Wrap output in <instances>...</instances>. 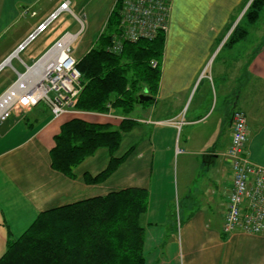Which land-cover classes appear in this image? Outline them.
I'll return each mask as SVG.
<instances>
[{
    "label": "crops",
    "instance_id": "1",
    "mask_svg": "<svg viewBox=\"0 0 264 264\" xmlns=\"http://www.w3.org/2000/svg\"><path fill=\"white\" fill-rule=\"evenodd\" d=\"M115 1L0 0V102L67 33L74 37L69 53L80 60ZM250 1L172 0L157 91L150 102L144 94L149 99L127 116L112 109L53 117L41 102L0 122V257L7 238L22 235L42 211L141 188L148 193L144 264H264V235L221 230L231 186L224 153L233 109L246 116L248 157L264 167V6L249 23L243 15ZM235 28L243 35L233 42ZM73 118L112 129L129 121L113 153L127 155L104 181L91 178L109 163L106 147L75 166L72 176L51 167L54 137Z\"/></svg>",
    "mask_w": 264,
    "mask_h": 264
},
{
    "label": "trees",
    "instance_id": "2",
    "mask_svg": "<svg viewBox=\"0 0 264 264\" xmlns=\"http://www.w3.org/2000/svg\"><path fill=\"white\" fill-rule=\"evenodd\" d=\"M263 6V0H252L243 18L255 22ZM119 7L114 5L94 45L77 61L81 75L77 111L108 113L114 109L127 116L137 103H145L139 100L140 94L150 95V102L157 91L164 32L153 39L124 42L121 52H110L107 47L120 33ZM240 34L235 28L231 41ZM129 126L126 118L117 129L71 119L54 137L51 167L72 176L75 166L97 148L106 147L109 163L91 178L92 182L104 181L127 155L115 158L113 153ZM147 204L145 189L126 188L42 211L22 235L7 238L0 264H144L141 219Z\"/></svg>",
    "mask_w": 264,
    "mask_h": 264
},
{
    "label": "built area",
    "instance_id": "3",
    "mask_svg": "<svg viewBox=\"0 0 264 264\" xmlns=\"http://www.w3.org/2000/svg\"><path fill=\"white\" fill-rule=\"evenodd\" d=\"M171 1L116 0L115 4L120 5V33L113 36L107 49L119 53L124 42L153 39L159 32H165L171 14ZM66 8V2L60 5V9ZM55 15L52 14L47 21L41 23L17 50H21L37 33L42 32ZM73 38L67 33L48 52L57 50L52 65L26 91L19 90L15 97H3L0 102V122L6 120L12 112L25 114L41 102L47 105L53 117L77 111L75 104L81 89V75L76 67L77 60L69 53V43ZM151 64L156 65L155 62ZM247 140L246 116L243 111L235 108L231 113L230 143L224 153L231 177L221 226L225 234L241 232L264 235V167L253 163L248 157Z\"/></svg>",
    "mask_w": 264,
    "mask_h": 264
},
{
    "label": "bare ground",
    "instance_id": "4",
    "mask_svg": "<svg viewBox=\"0 0 264 264\" xmlns=\"http://www.w3.org/2000/svg\"><path fill=\"white\" fill-rule=\"evenodd\" d=\"M56 55H57V50L53 49L50 53H48L44 57L43 60L37 62V64L34 67L30 68L29 72H27L25 75H21L15 87H13L10 90V92L6 95V97L8 95H10L11 97L12 96L15 97L19 92V90L26 91L32 83H34L39 79L40 75L44 73V70H46L49 66L52 65ZM32 71L36 74H33Z\"/></svg>",
    "mask_w": 264,
    "mask_h": 264
},
{
    "label": "water",
    "instance_id": "5",
    "mask_svg": "<svg viewBox=\"0 0 264 264\" xmlns=\"http://www.w3.org/2000/svg\"><path fill=\"white\" fill-rule=\"evenodd\" d=\"M138 98H139V100H148L149 99V96H146V95H144V94H140L139 96H138Z\"/></svg>",
    "mask_w": 264,
    "mask_h": 264
},
{
    "label": "rangeland",
    "instance_id": "6",
    "mask_svg": "<svg viewBox=\"0 0 264 264\" xmlns=\"http://www.w3.org/2000/svg\"><path fill=\"white\" fill-rule=\"evenodd\" d=\"M252 1V0H251ZM250 1V2H251ZM250 4V3H249ZM249 6V5H248ZM262 18L259 19V21H263V25H264V13L261 15ZM260 24L262 25V23L260 22ZM73 56V55H72Z\"/></svg>",
    "mask_w": 264,
    "mask_h": 264
}]
</instances>
